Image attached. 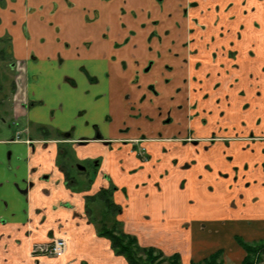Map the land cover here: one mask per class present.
<instances>
[{"label":"crops","instance_id":"0c3cea01","mask_svg":"<svg viewBox=\"0 0 264 264\" xmlns=\"http://www.w3.org/2000/svg\"><path fill=\"white\" fill-rule=\"evenodd\" d=\"M188 1V16H173L163 27L153 25L163 17L156 0H5L0 6V36L11 34L12 56L26 61V90L35 102L18 115L72 130L75 156L101 159L90 188L75 192L56 165V142H8L9 130L0 129V264H128L85 213L84 195L108 184L104 173L127 187L126 195L120 189L113 195L125 231L185 254L189 263L219 248L226 252L230 227L243 238L242 226L257 227L255 235L264 231V141L245 137L262 129L256 119L264 121V0ZM121 4L128 12L122 17ZM75 7L88 8L86 18ZM149 83L159 97L148 92ZM167 110L173 122L164 126L159 120ZM188 129L194 138L215 132L230 140L143 141L146 161L119 142L159 130L164 138L183 136ZM97 132L115 141L108 146L95 139ZM181 196L183 204L204 201L210 212H228L173 224ZM209 196L222 201L208 202ZM53 236L66 239L65 254L33 258L32 245ZM230 243L235 255L245 254L234 238Z\"/></svg>","mask_w":264,"mask_h":264},{"label":"flooded vegetation","instance_id":"af4514ba","mask_svg":"<svg viewBox=\"0 0 264 264\" xmlns=\"http://www.w3.org/2000/svg\"><path fill=\"white\" fill-rule=\"evenodd\" d=\"M161 0H156L158 4V9L160 13L163 15L160 19L155 20L153 25L157 27H163L166 26L164 25L167 20L173 18V16H178V17H187L188 16V8L190 7L191 2L186 0H178V8L175 0H172L171 2H164L160 4ZM163 1V0H162ZM165 6H167L170 10H168ZM128 12L126 11V8L121 4L119 6V14L124 16ZM131 14L133 16L136 15V12L132 11ZM175 24L179 26V21L175 20ZM123 22L120 23V26H123ZM166 32V29L164 30ZM152 33H150L151 36ZM127 39V38H125ZM85 45H87L85 43ZM10 60H8L9 66L11 68H16V63L17 64H23L24 68L27 70L26 66V61L23 59H15L12 56L11 52V43L7 51L6 55ZM6 56L1 58L3 60L4 58L6 59ZM153 64L152 60H149V62L146 64L145 69L146 71H149L151 66ZM83 69V68H82ZM16 71V76L14 78V88L11 92V97H10V103L11 106L8 108L9 111H7L8 114L2 113L1 115H4L6 117H2V123L3 125H6V122L11 123L13 125V130L11 129L12 126L7 124V128L9 129L8 132H10L11 136L9 137L8 142H24L27 144H34L35 142L42 141L44 144H47L49 141H54L56 142L57 145V155H56V165L58 166L59 170L63 173L64 177V184L67 188H69L72 191H81V190H88L91 186V184L94 181V177L96 176L97 172L99 171L100 168V162L101 159L99 157H87L84 159H78L75 156L73 147H72V135L73 132L72 130H60L58 128L52 127L47 124H41V123H33V122H28L24 118H20V114L18 115V109L20 112L25 111L27 109H30L35 102L31 101L29 98V95L27 94L26 90V79H21V77L17 74ZM89 78L91 81H96L97 78L94 76H90L88 74ZM165 85H167V82H164ZM154 83H149L147 85V90L149 93L154 95L155 97H159L160 92L155 88ZM259 93V91H257ZM249 106V102H246L244 104V107L247 108ZM133 107V106H131ZM158 112L161 113V108L158 110ZM140 115V112L136 117ZM146 119L149 120L150 122L152 121V117L149 115H146ZM160 124L167 126L170 123L173 122V117L170 114V110H167L165 113V116H163L160 120ZM256 124H259L262 129L259 132H254L253 130L249 131L246 139L250 141H264V121L263 118H258L255 121ZM15 126V127H14ZM5 127V126H4ZM3 127V128H4ZM0 128V129H3ZM6 128V129H7ZM11 129V130H10ZM127 128L122 129L121 132H124L127 130ZM52 137V138H50ZM103 137L99 132L96 133L95 139H102ZM179 140L182 143H191L193 141H204L207 144H211L215 141H229V138H225L215 132H212L207 137L204 138H194L193 133L191 129H188L186 134L183 136H178V135H173L171 137L164 138L163 132L162 131H157V134L154 137H148L145 132H142L138 136L135 137H129V138H122L120 139V143L123 145L125 144H130L131 148L135 151H137V156L143 161L149 160L150 159V154L146 150V147L143 146L141 143L143 141H150V140ZM87 138H81L79 141L80 142H85L87 141ZM102 141L108 145L111 146V144L115 141L113 139H102ZM186 166L188 164H185ZM105 179H107V185L105 186H100L99 189L94 192V193H88L84 195V206H85V196L87 195H95L97 194L100 190L103 189H110V195L111 199L114 203H116L113 199V195L116 190L120 189L125 195L127 194V187L125 185L121 186L120 188L118 187L117 184L109 177L108 173H104ZM67 176L69 179L67 180ZM161 176H164L163 172L161 173ZM83 179L86 180L85 183H83ZM183 181V180H182ZM71 182V185H67V183ZM158 185V182H156ZM83 184V185H82ZM82 185L83 189H78V186ZM183 183L181 182V186ZM211 189V186L208 187ZM118 204V203H116ZM120 205V204H118ZM121 206V205H120ZM122 209V206H121ZM121 212V211H120ZM86 213V211H85Z\"/></svg>","mask_w":264,"mask_h":264},{"label":"trees","instance_id":"16d2710c","mask_svg":"<svg viewBox=\"0 0 264 264\" xmlns=\"http://www.w3.org/2000/svg\"><path fill=\"white\" fill-rule=\"evenodd\" d=\"M1 43L4 45L0 46V59L7 55L10 41L0 37V45ZM67 185H71V182ZM110 192V189H103L95 195L85 196V211L88 220L94 223L97 235L109 239L113 252L123 256L128 264H162L164 261L167 264H181L178 252L164 255L158 247L141 246L135 235L123 230V223L118 219L121 206L112 201ZM234 239L245 251L240 264H255L261 259L264 254V239L251 242L240 235H235ZM222 257L223 249L219 248L190 264H224Z\"/></svg>","mask_w":264,"mask_h":264},{"label":"rangeland","instance_id":"374dc122","mask_svg":"<svg viewBox=\"0 0 264 264\" xmlns=\"http://www.w3.org/2000/svg\"><path fill=\"white\" fill-rule=\"evenodd\" d=\"M82 1L84 3H87V0H82ZM178 2L179 1L176 0V4L175 5H177V8H178V4H177ZM162 3H163V1L161 0L160 4H162ZM4 5H5V0H0V6L4 7ZM87 9L88 8H86V11H83L82 8L75 7V9H72V11L85 12L83 15L86 18V15H88V10ZM58 10L61 11L63 9L59 8ZM168 10H170V9L168 8ZM0 22H1V18H0ZM82 29L91 30L87 26H84V28H82ZM50 34H51L50 31H48V35H50ZM0 37L1 38L3 37L4 40H9L10 43H11V40H12L11 39L12 38L11 34L4 33ZM3 45H4V43L3 44L1 43L0 46H3ZM8 60H10V59L7 56H6V59L5 58L3 60L0 59V128H3L4 126H5L4 128H7V124H9L10 126H12L11 129L13 130V125L11 123L6 122V125H3L2 117L5 118V119H6V117L4 115H1V114L4 113V112H5L4 114H8L7 113V111H9L8 108L11 106V103H10L9 99L11 97V92H12V90L14 88V84H15L14 83V78L16 76V71L15 70H17V74L21 77V79H27V70H26V68H24L23 64H17V63H16V68L12 69L11 66H9ZM7 130H9V129L7 128ZM50 138H52V137H50ZM85 181L86 180L83 179V183H85ZM165 196H167V195H165ZM180 199H181V203H178V204L175 205V216L176 217H175V219L172 222L173 224H177L179 221L189 223L191 220L202 219L200 217H203L204 215H208V214L214 213V212L217 213V214H222V215H225L228 212V210H224L222 208L220 210H218V211L214 210V212H210V210L208 209V204L206 202H204V201H196L195 200V202L193 204L186 205V204L182 203L184 201V198L182 196H181ZM221 201H222V199H221L220 196H209L208 197V202H212V203L217 204V203H219ZM185 202H186V200H185ZM120 221L123 223L122 220H120ZM245 228L242 226L241 229H242V231H246V233L248 232L247 235H245V237H244L247 241L253 242V241H256V240H259V239H264V231L255 235L253 232L257 231V227L248 228V227L245 226ZM231 229L233 230V228H231V227L229 229H227V233L225 234L227 239H228V241H229V244H227L229 246H227L226 252H224V250H223V254H224L223 257H222L223 263L224 264H240L242 256L245 255V254H244L243 251L242 252L239 251L240 256H239V254L235 255V253H234L235 249L232 247V243H230V238L233 239L234 236H235V235L233 236L234 233L232 231L230 233ZM123 230L125 231L124 226H123ZM125 232H127V231H125ZM128 233H130V232H128ZM131 234H133V235H135L137 237V240H138V242H139V244L141 246H153V245L144 244V242L141 241L136 234H134V233H131ZM214 246L215 245L213 244L211 246V248L209 247V249L206 251V253L211 251V250H213L212 248ZM66 247H67V241H66ZM65 251H66V248H65ZM65 251H64V253L61 256H63L65 254ZM162 251H163L164 255H169V252H166L164 250H162ZM178 253L180 254V252H178ZM31 256L33 258H37V257H39L41 255L33 256L31 254ZM180 256H181V264H190L189 261L187 260L188 258L187 259L185 258V254H180ZM200 259H202V258H196L194 260L198 261ZM189 260H190V258H189ZM81 262H85L86 263V261H83V260ZM162 264H167V262L164 261ZM255 264H264V254L262 255L261 259H259V260H257L255 262Z\"/></svg>","mask_w":264,"mask_h":264},{"label":"built area","instance_id":"2783aa9c","mask_svg":"<svg viewBox=\"0 0 264 264\" xmlns=\"http://www.w3.org/2000/svg\"><path fill=\"white\" fill-rule=\"evenodd\" d=\"M66 248V239L62 236L50 238L48 241L36 242L31 248L33 256L59 257Z\"/></svg>","mask_w":264,"mask_h":264}]
</instances>
